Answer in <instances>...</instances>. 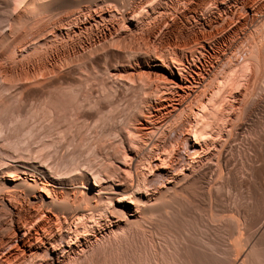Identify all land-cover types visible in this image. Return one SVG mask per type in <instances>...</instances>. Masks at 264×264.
<instances>
[{"label": "bare ground", "instance_id": "obj_1", "mask_svg": "<svg viewBox=\"0 0 264 264\" xmlns=\"http://www.w3.org/2000/svg\"><path fill=\"white\" fill-rule=\"evenodd\" d=\"M0 3L15 8L0 39V264H264V0ZM105 49V88L153 95L112 132L104 112L129 93L111 92L112 109L87 76L46 82ZM25 82L43 88L16 111L8 90ZM201 206L228 246L182 230Z\"/></svg>", "mask_w": 264, "mask_h": 264}, {"label": "rangeland", "instance_id": "obj_2", "mask_svg": "<svg viewBox=\"0 0 264 264\" xmlns=\"http://www.w3.org/2000/svg\"><path fill=\"white\" fill-rule=\"evenodd\" d=\"M8 11L9 12L15 11V8L14 9L10 8L9 10H5L0 3V28H1L0 29V39H2V36H3V34H2L3 30L2 29L7 27L6 16L9 13ZM98 51L101 53H99ZM98 51L96 52V55H95V56L98 55L97 56L99 58L98 62H94V60H95L94 56L88 57L87 59H85L86 61L84 62V66L82 63H73L70 68H63V70L60 69V71L56 70L57 71L56 73L54 72L52 75H50L46 78V82H51L52 80L59 78L60 76H62L63 74H65L67 72L72 75L75 82L82 81L85 78V76H87L88 85H90L92 87V89L95 88V89H93L95 94L99 97H103V101L105 103H108L106 105H108V106L111 105L112 109H114V106H112V103L114 102V97L111 94V92L115 93L116 91H122V92L125 91L127 94L129 93L131 95L130 96L131 97L130 102H132V103L123 104L125 101L124 102L122 101V103L119 104L118 106H116V108L112 112H110L109 110L104 112V115H105L104 124L106 126H110L111 132H112V131H115V127L113 125H115V123L117 124V123L121 122L120 118H118L119 114L124 115V114L130 112L131 109L134 106H136V104H137L136 101H139V100H140L139 101L140 105L142 107H145L151 101L150 95L151 96H153V95L152 94L149 95L148 92H146L142 89L133 91V89L131 88V89H128L126 91V90H124L125 87L118 85V83H116V85H113L110 88H105L104 83H103V80L105 77V74H104L105 67L108 64H110V62L112 65H115L116 63H115V61H110V55H111L110 51H107V49L98 50ZM123 51H124V49L122 48V52ZM106 59L109 60L110 62L107 61ZM5 63H7V62H5ZM188 63H189V65L190 64L193 65V64H198L199 62L195 58L194 60L187 62V64ZM148 66L151 67L152 63L151 62H148V64L141 63V68H143L145 71H148V69H149ZM82 69L84 70V72ZM87 69H88V71H87ZM85 71H87V72H85ZM54 75H56V76H54ZM40 88H43L42 85H38L36 83H31V82H25V83H23V85L19 89H16L14 91L8 90V93L10 92L12 95H14L16 97V101L14 102V105L12 106V108L16 111L17 110L20 111L21 107H24V109H28V107H29L28 102L23 101V99L21 100L19 98H23V96H25L26 93H32L34 91L39 90ZM116 88H117V90H116ZM142 94L146 95L147 100H145V96L142 97V99H141V96H143ZM127 104H129V106H127ZM111 107H110V109H111ZM124 107H125V109H124ZM84 109H91V105L85 106ZM254 118H255V121L253 120V122L255 125L253 126V129H255V131L264 130V111H262L260 114H257ZM111 125L113 127H111ZM81 131H79V132H81ZM72 133H74V131L68 132V135L65 138H59L58 143L56 144L57 148H59L60 150H62L64 152H68V151L72 150L74 148V146L76 145L72 140H71V144H70L71 148L70 147L68 148L69 145H64V146L61 145L64 141L66 144V142L69 140V136ZM110 137L111 138L113 137L112 139H116L118 136L113 135ZM244 138H251V136L244 134ZM242 140H244V139H242ZM88 141H89V139L87 140V142ZM240 147L244 148V145L242 144ZM80 150L84 151L83 154L81 155V156H83L82 158L91 157V152L89 150H86V148H82ZM51 159H53V157H51ZM240 160L242 161V158L240 155H238L235 158L234 164L235 165L238 164V162ZM83 167L86 168L85 165H83ZM72 173H74V172H72ZM261 184H262L261 185L262 188H260V190L258 191V197L264 198V186H263L264 185V176H263V178H261ZM221 192L222 191H220V193ZM222 194H224L222 203L218 204V206H215L213 208L214 212H215V214H213V215H215V216L217 215L216 217H220L221 215L226 216L229 212L228 210H230V208L232 207V204H231L232 200L231 199L234 197H235L234 199L239 198L236 191L229 192V193L224 192ZM201 207H203V208L196 211V213H197L196 217H192L191 216L192 214L189 212V210H186L184 212V214H186L187 216L182 215V230L187 229L188 230L187 234H189L191 236L192 235L194 236V234H196L195 235L196 238L204 239L203 237H205V238L209 237L217 245L224 244V246H228L229 245L228 243L232 240L231 239L232 237L228 236V234L226 233L228 231L225 230L226 228L223 229V222L221 220H220L221 221L220 222L219 219L215 220L216 221L215 225L217 224V226H219L218 229L217 230L216 229L215 230L210 229L209 226L207 225V216H208V212H209L207 209V206H201ZM257 227H258V225H256L255 228H257ZM262 242H263V245H262ZM260 243H259V245H261V246L258 245L257 249H258L259 253H261L262 256H264V240L261 241ZM259 247L262 251L259 249ZM202 264H205V263L202 262Z\"/></svg>", "mask_w": 264, "mask_h": 264}]
</instances>
